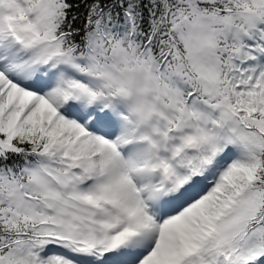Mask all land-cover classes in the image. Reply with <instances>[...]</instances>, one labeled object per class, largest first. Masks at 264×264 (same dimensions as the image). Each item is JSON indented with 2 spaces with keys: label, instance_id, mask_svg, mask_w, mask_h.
Wrapping results in <instances>:
<instances>
[{
  "label": "snow or ice",
  "instance_id": "obj_1",
  "mask_svg": "<svg viewBox=\"0 0 264 264\" xmlns=\"http://www.w3.org/2000/svg\"><path fill=\"white\" fill-rule=\"evenodd\" d=\"M0 264H264V0H0Z\"/></svg>",
  "mask_w": 264,
  "mask_h": 264
}]
</instances>
